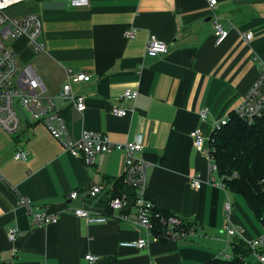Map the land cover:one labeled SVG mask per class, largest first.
<instances>
[{"label":"crops","instance_id":"obj_1","mask_svg":"<svg viewBox=\"0 0 264 264\" xmlns=\"http://www.w3.org/2000/svg\"><path fill=\"white\" fill-rule=\"evenodd\" d=\"M18 5V4H17ZM10 17L36 14L42 22L39 40L45 51L35 52L25 36L11 40L20 68L30 66L43 96L61 111L71 140L84 130L103 133L113 143L141 136L140 154L148 164L145 196L158 209L195 222L187 239L159 242L144 228L119 215L133 213L132 189L123 212L111 211L103 224H88L69 210L95 204L122 178L121 151L99 154L93 165L73 158L41 124H25L9 134L0 128V264H89L84 256H98L94 264H201L230 253L222 215L226 193L207 184V160L193 147L190 133L199 129L209 137L215 121L242 101L264 67V0H89L86 7H70L57 0L19 3ZM18 5V6H19ZM216 19L227 38L214 41ZM135 30L133 39L124 32ZM251 33L249 41L243 35ZM150 36L168 46L158 57L145 55ZM89 75L87 82L71 85L84 98L78 114L68 100L58 98L66 81L65 70ZM125 89L138 91L135 100L121 101ZM112 106L125 108V117L112 115ZM206 109L202 121L199 112ZM17 149L25 161H15ZM199 175V190L189 178ZM99 185L102 192L84 203V192ZM77 190L78 197L69 199ZM233 204L232 222L245 240L263 233V226L240 200ZM235 195V194H234ZM238 196V195H236ZM58 213L55 224L37 227L20 206ZM99 213H101L99 211ZM102 214V213H101ZM17 231L13 240L8 231ZM143 239L144 249L121 247V242Z\"/></svg>","mask_w":264,"mask_h":264},{"label":"built area","instance_id":"obj_2","mask_svg":"<svg viewBox=\"0 0 264 264\" xmlns=\"http://www.w3.org/2000/svg\"><path fill=\"white\" fill-rule=\"evenodd\" d=\"M28 0H0V128L6 133H19L25 124H41L45 127L49 135L60 142L66 152L71 157L79 159L86 166L94 164L99 154H106L112 151H121L125 156L124 172L122 175L123 183L132 189L133 213L129 215L121 214L118 216L121 220H130L135 225L146 230L149 238L158 241L162 238L165 241H177L187 239L195 234L193 225L186 226V222L177 217L169 216L164 218L155 210V205L145 196V186L147 181V162L140 157L143 143L141 136L132 141L124 143H113L103 133L97 131L84 130L76 140H71L67 133V128L61 115V111L52 98L43 96V90L38 77L30 66L20 68L11 47L6 45L5 41L15 40L19 36H25L29 45L35 52L45 51L44 44L39 40L42 22L36 14H27L21 18L10 17L6 10L21 2ZM48 1V0H40ZM66 3L70 7H86L89 0H57ZM216 0H208V7L213 10ZM214 27V41L216 45L221 44L228 36L216 19L212 20ZM135 30L128 29L124 32L126 39L135 37ZM251 33L243 35L245 41L251 39ZM168 52V46L154 36H150L146 43L145 55L149 57H158ZM66 81L63 84L58 98L68 100L78 114H82L86 109V104L82 96L72 92L71 85L79 82L89 81V75L79 72L74 73L71 69L65 70ZM138 91L125 89L121 96V101L135 100ZM21 111V112H20ZM127 110L119 106H112L111 113L117 117H125ZM239 118L246 122L264 115V67L255 82L250 86L243 96L241 103L232 111ZM26 118L23 117V115ZM207 111L202 109L199 117L202 121L206 119ZM229 121V114L224 118L213 123L209 137H204L199 129L190 133L195 150L207 160L208 178L207 184H212L226 193V200L223 203L222 215L224 220L223 231L225 233L226 246L234 238L242 239L251 249V257L257 264H264V230L263 233L252 240H245L242 237V230L232 222L233 204L227 196V188L223 183V178L218 176L217 166L213 157L214 146L211 135L219 131ZM12 158L15 161H25L26 152L17 149L13 152ZM191 188L199 190L203 184L199 175H193L189 178ZM102 192V187L94 185L84 192V203L95 200ZM78 191L70 192L68 198L73 200L78 197ZM128 195L121 193L120 196L113 197L107 204V209L111 211L123 212L126 206ZM20 206L25 209L27 215L31 216L32 225L37 227L55 224L58 221V213L51 212L47 207H31L30 200L22 197L19 201ZM95 208V213L88 207L74 208L69 210L75 217L83 219L88 224H103L106 222L108 214H101ZM155 222L160 223L162 232L155 231ZM17 231L10 229L8 239L15 238ZM121 247L144 249L147 241L139 239L130 242H121ZM218 257L229 260L230 253L221 252ZM85 261L94 264L99 260L98 256L90 254L84 256Z\"/></svg>","mask_w":264,"mask_h":264},{"label":"trees","instance_id":"obj_3","mask_svg":"<svg viewBox=\"0 0 264 264\" xmlns=\"http://www.w3.org/2000/svg\"><path fill=\"white\" fill-rule=\"evenodd\" d=\"M211 138L218 176L223 178L229 192L243 198L248 209L264 228V115L246 122L230 112L227 124L213 133ZM121 182L122 178L114 182L112 189L95 204L102 214L110 213L107 209L110 199L121 195L118 190ZM155 210L164 218L174 216L157 207ZM183 220L186 226L195 227V222ZM155 225V231L162 232L160 223L155 222ZM158 241L167 242L162 238ZM229 250V260L216 257L201 264H250L248 259L251 258V249L245 241L234 238ZM260 252L264 253V249Z\"/></svg>","mask_w":264,"mask_h":264},{"label":"rangeland","instance_id":"obj_4","mask_svg":"<svg viewBox=\"0 0 264 264\" xmlns=\"http://www.w3.org/2000/svg\"><path fill=\"white\" fill-rule=\"evenodd\" d=\"M18 5H19V4H18ZM18 5L12 6V7L9 8L8 10H6V14H7L8 16L13 15L12 13H13L15 10H17V8L20 7V5H19V6H18ZM10 41H11V40L5 41L6 45L9 46ZM230 197H231V199L233 198V199H236V200H240V202H243V200H242V198H241L240 196H236V195H234V194H230ZM248 261H249L250 264H254V263H255V261H254V259H253L252 257L249 258Z\"/></svg>","mask_w":264,"mask_h":264},{"label":"water","instance_id":"obj_5","mask_svg":"<svg viewBox=\"0 0 264 264\" xmlns=\"http://www.w3.org/2000/svg\"><path fill=\"white\" fill-rule=\"evenodd\" d=\"M20 112H21V111H20ZM22 115H23V114H22ZM23 117H24V118H26V116H25V115H23Z\"/></svg>","mask_w":264,"mask_h":264}]
</instances>
